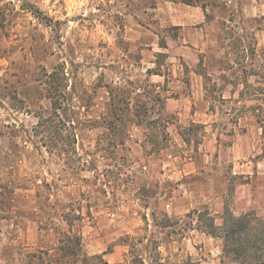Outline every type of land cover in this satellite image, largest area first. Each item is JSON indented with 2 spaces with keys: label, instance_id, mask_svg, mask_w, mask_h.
Returning a JSON list of instances; mask_svg holds the SVG:
<instances>
[{
  "label": "rangeland",
  "instance_id": "1",
  "mask_svg": "<svg viewBox=\"0 0 264 264\" xmlns=\"http://www.w3.org/2000/svg\"><path fill=\"white\" fill-rule=\"evenodd\" d=\"M259 106L264 0H0V264L71 231L111 264H246L218 234L264 224Z\"/></svg>",
  "mask_w": 264,
  "mask_h": 264
},
{
  "label": "trees",
  "instance_id": "2",
  "mask_svg": "<svg viewBox=\"0 0 264 264\" xmlns=\"http://www.w3.org/2000/svg\"><path fill=\"white\" fill-rule=\"evenodd\" d=\"M204 10L205 8L202 7ZM257 122L264 133V109L259 106L255 111ZM224 228L218 235L224 239V252H237L236 258L243 259L246 264H264V224L255 212H248L239 217L232 213L227 215ZM212 226V225H211ZM72 234V231H71ZM70 233L59 241L60 251L59 264H109L105 256L111 252L89 256L83 250L81 237L72 236ZM136 261V262H135ZM134 263L143 264L141 259L134 260Z\"/></svg>",
  "mask_w": 264,
  "mask_h": 264
},
{
  "label": "crops",
  "instance_id": "3",
  "mask_svg": "<svg viewBox=\"0 0 264 264\" xmlns=\"http://www.w3.org/2000/svg\"><path fill=\"white\" fill-rule=\"evenodd\" d=\"M189 8H191V10H189L188 22L186 24H188V26H191V28H192L191 30L192 31H196L197 27L200 26V28H201L202 25L205 28H208L209 24L211 22H208V20H207L206 11L203 8H199V7H195V6L194 7H189ZM178 26H179L178 28L183 29L184 28L183 26H185V25L182 23V24H180ZM201 30H202V28H201ZM196 33H197V31H196ZM193 36L195 38L196 34H193ZM247 206H251L250 202L248 203ZM245 211H247V210H245ZM250 211L251 212H255V210H250ZM246 213H248V212H246ZM246 213H244V214H246ZM241 215H243V214L240 213L239 216H241ZM103 253H105V252H103ZM103 253H100V254H103ZM97 255H99V254H97ZM114 255H115L114 252L111 250V252L105 256V259L107 260V262L109 264H111L110 260H111V258L114 257Z\"/></svg>",
  "mask_w": 264,
  "mask_h": 264
}]
</instances>
